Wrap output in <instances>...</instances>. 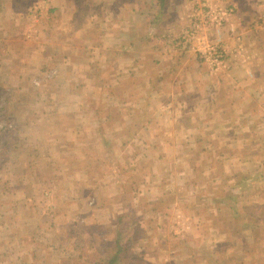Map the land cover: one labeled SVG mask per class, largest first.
Masks as SVG:
<instances>
[{"label":"crops","instance_id":"0c3cea01","mask_svg":"<svg viewBox=\"0 0 264 264\" xmlns=\"http://www.w3.org/2000/svg\"><path fill=\"white\" fill-rule=\"evenodd\" d=\"M229 1L235 12L233 27L222 32L228 59L225 68L215 71L193 51L177 54L171 47L187 25L188 0L0 1V88L25 95L33 89L44 92V117L30 121L33 142L46 141L62 154L71 147L83 163L86 157L95 158L94 150H81L98 140V126L127 127L111 133L110 140L132 142L137 149L151 144L149 154L131 153L126 146L124 153L157 161L151 177L159 179L169 170L184 178L188 200L202 201L208 208L200 222L185 217L196 224L187 227L186 222L183 228L194 233L196 227L199 239L173 250L174 264H264V0ZM238 33L242 40L234 41ZM110 110L115 114H102ZM163 142L168 143L162 148ZM183 160L185 166L177 170ZM80 167L81 161L72 172L89 194L86 198L77 192L72 216L85 226L115 219L114 214L107 218L104 210L111 213L122 201L126 190L121 184L115 187L118 200L102 212L80 214L84 205L88 210L98 206L93 207L97 195L91 190L96 179L80 178L92 169ZM112 175L107 176L108 185L114 184ZM144 177L135 185L134 196L158 191L148 200L155 205L167 184L158 180L151 185V177ZM59 202L52 201L56 219L45 217L52 222L45 229L31 203L27 209L12 206L26 201L0 204V264H64L75 254L53 223L69 216ZM176 222L177 238L183 233L197 237ZM83 236H89L91 244L98 237L87 231ZM142 240V256L152 260L166 251L144 247ZM75 248L83 254L80 246ZM125 249L124 259H131L134 253ZM185 251L189 255L181 263Z\"/></svg>","mask_w":264,"mask_h":264},{"label":"rangeland","instance_id":"374dc122","mask_svg":"<svg viewBox=\"0 0 264 264\" xmlns=\"http://www.w3.org/2000/svg\"><path fill=\"white\" fill-rule=\"evenodd\" d=\"M188 2L189 4L185 13V24L187 25H185L181 32L171 40L170 44L177 54L193 51L199 60L204 61L192 48V45L189 46L185 44L184 48H180L178 44L183 43L182 40H184L182 38V31L184 32L187 27L190 29L194 20L199 21L196 11H199L201 5L205 3L213 7L224 6L227 7L225 8L227 10L233 9V12L227 15L228 19L221 25V30L219 31V37L222 41L220 44L225 48L226 45L222 40V32L225 33V29L227 30L229 27H233L232 18L235 15L234 8L231 6L233 3L229 0H188ZM23 3L24 1H20V4ZM234 37V41H238V37L240 38L239 41L242 40L239 33L235 34ZM214 38H216V36ZM227 59L228 53L225 57V64L223 63L220 67L218 66V70L225 68ZM210 70L215 71L211 65ZM1 89L3 91H0V204L9 201H26V205L24 204L26 207L18 203H13L12 206L15 208L27 209L31 203L33 208V210H31L34 216L38 215V219L41 221L40 223L44 225L45 229L47 224H52V222L44 221L45 217L51 221L52 219H56L52 201H60L59 203H61V206L59 208L62 212L69 213L70 218L67 216L64 221L55 220L53 223L59 226L62 242L66 243L69 251L75 250V254L68 253L69 259L64 261V264H103V260L113 254L116 249L113 242L117 239L118 234L115 233L112 227L114 222L117 223L118 227L124 229L123 236L120 239L123 238V242L130 253H134L131 259L126 258L123 260V263L174 264V262H172L173 258L170 256L173 250L185 246L186 244L192 246L194 242H197L194 241L190 243V241L194 239H199L196 227L194 233L189 232L192 230L190 228H183L186 222L187 227L195 225L196 223L186 221L185 217L188 216L186 217L188 219L192 217L194 221L198 219L200 222L202 216L206 215V210L208 211V208L201 203L202 201L199 203L191 199L188 200L189 188L185 186V184H182L184 178L173 176L169 170L159 179L151 177L154 168L157 166V161L153 158L144 157L137 159L138 157L128 156L127 153H124L129 150L131 153L149 154V151L151 152V149H154L151 144L145 143V145L137 149L132 142H122V139L118 138L112 141L110 140V137H112L111 133H122L123 129L127 127L124 128L122 126L117 127L113 125L102 126L100 128L98 126L96 129L98 132V140L96 142H91L89 146H82L81 150V153L94 150L95 153H93L95 158L86 157L82 163V159L76 160L73 156L71 147L62 154L59 152V147L54 148L46 141L41 143L33 142L34 138H31L33 137V133L31 132L32 128H30V121L33 119L37 121L40 117H44V109H40L44 103V92L31 88L33 90L30 91L29 95H25L27 93L20 94L18 92H11L9 88L5 87L0 88V90ZM178 96L180 97V95ZM163 97H168V95H164ZM36 109L37 111H35ZM106 112H109L110 116L112 113L115 114V111L112 110L104 111L102 114ZM44 128V130L47 131V128ZM36 130L37 132L43 131L42 129L40 130V127H37ZM104 138L107 140H104ZM167 143L168 142H163L160 143V145H162L163 148ZM125 146L128 148L127 150L123 149ZM87 160H90V164L87 163ZM169 160V158L165 159L167 163L170 162ZM184 160L176 165L177 170L185 166ZM79 161H81L80 170H86V166H90V169H92L91 173L85 172L80 178L82 180L84 179V181L88 177L91 181L93 178L96 179V184L94 187H91V190H94L93 192L97 195V201H95L93 207L98 205L93 210H88L87 205H84L80 214H96L97 210L98 212H102V209L106 208L108 204L110 206V203H113L114 200H118L119 194H116L117 190L115 187L117 184H121L126 190L121 199L122 201H118V204L113 206L111 204L113 208L111 213H109V210H104V212H106L105 214H107V218L109 217L108 214H114L115 219H108L100 223L97 220L98 217L95 215V220L98 222L85 226L84 222L78 220L79 218L75 219L72 216L73 213L70 209H72L73 201H76L77 192H79L82 197L86 198L89 194L86 184H82L81 186L76 184V176L72 172L73 166L77 165ZM61 166H64L65 170H62ZM157 169L159 172L163 171L161 166H158ZM24 170L27 172H24ZM107 171H113L114 173H108ZM111 175L114 184L108 185L109 179H107V176ZM144 176L151 177V185H154L158 180H161V184H167L163 190L164 192L158 196L160 200H158L155 205H152L154 201L148 202V200L156 197L158 191L149 190L143 196H134L135 185L141 181ZM171 178H175L176 180L170 181ZM97 182H100V184L98 183L97 185ZM168 182H173V185L171 184L172 188H168ZM197 182H201V179L197 178ZM196 185H199V183ZM59 195L62 196L63 199L58 198ZM89 206L91 207L92 205ZM117 211H119L118 214ZM194 214L195 216L193 217ZM175 220L177 221L176 223L181 226L180 229L184 231L188 230V235L194 234V236L197 237L190 239L188 236L185 237L183 233L182 236L177 238L180 232L175 233L173 227ZM100 225L103 226V228L100 229ZM105 230L107 232H105ZM84 231H87L89 234L96 232L98 235L97 241L93 244L88 242L89 236H83ZM78 233H81V236L77 235ZM104 236L107 240H103L105 239ZM140 238L141 240L143 239L142 241H146L142 244L144 247L156 249L161 247V249H165L166 251H160L162 252L160 255H153L154 257L152 260L146 257L145 254L142 256L140 252ZM56 239L60 240L59 236ZM197 244L200 245V243ZM75 245L81 247V251L84 255L80 254L78 248L73 249ZM94 247L95 250L93 249ZM220 249H222V247ZM103 251L107 253L104 255L102 254ZM43 253L44 252H42V254ZM187 255H189L187 251L183 252V258L179 261L181 263L184 262Z\"/></svg>","mask_w":264,"mask_h":264},{"label":"built area","instance_id":"2783aa9c","mask_svg":"<svg viewBox=\"0 0 264 264\" xmlns=\"http://www.w3.org/2000/svg\"><path fill=\"white\" fill-rule=\"evenodd\" d=\"M225 8L227 7H213L206 3L201 5L200 10L196 11L199 21L194 20L190 29L187 27L184 32L182 31L184 40H182L183 43L178 44L180 48H184L185 44L192 45L199 57L207 61L213 70H218V66L220 67L225 62L227 55L226 49L220 44L222 41L219 31L221 25L228 19L227 15H230L233 9ZM210 32H214L216 38H211Z\"/></svg>","mask_w":264,"mask_h":264},{"label":"trees","instance_id":"16d2710c","mask_svg":"<svg viewBox=\"0 0 264 264\" xmlns=\"http://www.w3.org/2000/svg\"><path fill=\"white\" fill-rule=\"evenodd\" d=\"M117 230H118V236L117 239L113 242L116 249L113 254L109 255L106 259L103 260V264H121L122 261L124 260V256L127 255L125 244L120 239V237H122L121 235L123 234V228L117 227ZM77 264H81V263H77Z\"/></svg>","mask_w":264,"mask_h":264}]
</instances>
